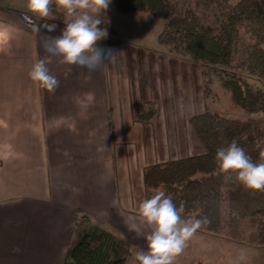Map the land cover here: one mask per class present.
<instances>
[{"label": "crops", "instance_id": "crops-1", "mask_svg": "<svg viewBox=\"0 0 264 264\" xmlns=\"http://www.w3.org/2000/svg\"><path fill=\"white\" fill-rule=\"evenodd\" d=\"M25 4L0 0V264H63L78 209L93 223L132 241L125 264H136L134 254L147 250L149 231L137 215L146 199L143 169L167 161L168 153L156 145L149 160L146 151L141 159L142 150L116 143L138 135L142 101L155 100L157 93L150 94L144 80L148 86L143 96L140 75L139 80L134 77L140 93H134V79L125 75V46L105 39L98 47L114 51L110 62L95 70L61 63L62 57L47 52L46 44L61 34L63 23L37 19ZM44 23L58 27L35 31ZM45 58L50 74L59 80L54 93L28 75ZM197 149L193 145L176 153H202ZM203 260L208 263L198 257L187 261Z\"/></svg>", "mask_w": 264, "mask_h": 264}, {"label": "trees", "instance_id": "trees-1", "mask_svg": "<svg viewBox=\"0 0 264 264\" xmlns=\"http://www.w3.org/2000/svg\"><path fill=\"white\" fill-rule=\"evenodd\" d=\"M111 2L121 14L143 11L161 19L160 45L214 68L226 67L220 83L232 102L249 113H264V89L244 74L264 78V0ZM152 114L142 111L141 117L148 120ZM190 124L204 152L147 166L143 172L146 199L157 189L164 190L177 207L184 206V218L206 217L209 223L202 228L215 234L221 232L224 217L230 226L247 219L257 228L258 244L264 245V192L244 188L234 174L226 180L215 160L217 149L236 140L259 162L264 152V117L235 119L206 107L191 117ZM75 213L78 221L63 264H125L133 242L93 223L83 211Z\"/></svg>", "mask_w": 264, "mask_h": 264}, {"label": "rangeland", "instance_id": "rangeland-1", "mask_svg": "<svg viewBox=\"0 0 264 264\" xmlns=\"http://www.w3.org/2000/svg\"><path fill=\"white\" fill-rule=\"evenodd\" d=\"M55 18L65 26L63 14H57ZM101 18L105 21L101 27L108 32L105 40L120 47L123 45L127 50L124 58L126 77L134 79L136 76L139 80L141 76L142 82L147 80L151 86L149 93H157L155 100L142 101L137 113V121L142 126L141 131L135 133L138 135L118 138L116 145H123L126 150H142L141 159L146 151L149 160L156 145L159 152L168 153V160L170 156H173L171 159L181 158L183 153L176 152L192 149L193 145L198 147V152L205 150L191 127L190 119L193 114L205 111L206 107L235 119L258 121L264 117V113H249L232 102L230 93L220 83L221 73L226 67L214 68L160 45L157 36L163 28L161 19L143 11L121 14L112 2ZM118 40L120 44H117ZM244 74L251 84L264 89V78ZM146 82L141 86L143 96L147 95ZM132 83L136 89L134 93L139 94L140 86L135 79ZM142 111L153 114L150 119L145 120L144 117L143 120ZM158 157L162 158L160 155ZM241 249L247 253L244 264H264V245L257 242L256 226L247 219L230 226L224 217L220 233L199 229L184 252L176 258L175 264H189L188 259L197 257L208 260V263L203 260L201 264H232Z\"/></svg>", "mask_w": 264, "mask_h": 264}, {"label": "clouds", "instance_id": "clouds-1", "mask_svg": "<svg viewBox=\"0 0 264 264\" xmlns=\"http://www.w3.org/2000/svg\"><path fill=\"white\" fill-rule=\"evenodd\" d=\"M110 3L111 0H26L25 8L40 20L55 19L54 11L63 14L65 26L60 35L46 44V51L62 57L61 63L95 70L110 62L115 55L110 48L98 47V42L108 37L106 28L101 27L104 23L101 17ZM40 27L53 32L58 25L44 23L35 31L39 32ZM49 62L47 58L37 60L28 75L40 88L54 93L59 80L50 74ZM87 99L91 102L93 97L89 95ZM77 103L81 102L77 100ZM215 160L226 180L234 174L235 180L244 188L264 192V152L260 154V161L254 162L233 140L227 147L217 149ZM184 211L183 205L177 207L172 197L161 189L140 202L137 215L149 231L145 237L147 250H138L134 254L136 264H175L189 240L209 223L206 217L184 218ZM133 230L140 233L135 226ZM246 260V250L241 249L232 264H244Z\"/></svg>", "mask_w": 264, "mask_h": 264}]
</instances>
